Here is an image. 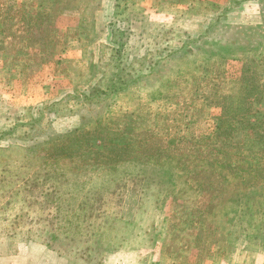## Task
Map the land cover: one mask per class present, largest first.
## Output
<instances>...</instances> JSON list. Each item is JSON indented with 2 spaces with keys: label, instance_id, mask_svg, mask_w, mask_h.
Here are the masks:
<instances>
[{
  "label": "rangeland",
  "instance_id": "374dc122",
  "mask_svg": "<svg viewBox=\"0 0 264 264\" xmlns=\"http://www.w3.org/2000/svg\"><path fill=\"white\" fill-rule=\"evenodd\" d=\"M0 264H264V0H0Z\"/></svg>",
  "mask_w": 264,
  "mask_h": 264
}]
</instances>
